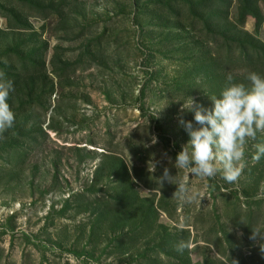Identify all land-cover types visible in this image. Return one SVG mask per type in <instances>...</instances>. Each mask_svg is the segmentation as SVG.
<instances>
[{
  "label": "rangeland",
  "instance_id": "374dc122",
  "mask_svg": "<svg viewBox=\"0 0 264 264\" xmlns=\"http://www.w3.org/2000/svg\"><path fill=\"white\" fill-rule=\"evenodd\" d=\"M251 72L264 76V0H0L15 88L0 264H264L250 239L264 234V157L251 160L264 134L238 183L175 167L190 139L179 117L199 127L183 104L212 108L229 75L250 86ZM165 167L191 203L160 184Z\"/></svg>",
  "mask_w": 264,
  "mask_h": 264
},
{
  "label": "clouds",
  "instance_id": "9594fccd",
  "mask_svg": "<svg viewBox=\"0 0 264 264\" xmlns=\"http://www.w3.org/2000/svg\"><path fill=\"white\" fill-rule=\"evenodd\" d=\"M228 85L220 97L211 98L212 108L197 105L191 98L190 103L183 104L184 110L194 112L195 127L192 121L179 117V123L190 139L177 154L175 167L186 170L194 177L215 179L219 174L230 184L238 183L247 167V149L250 141H256L258 134H264V76L251 72L247 76L250 86L242 82H233L231 75L227 77ZM15 91L11 80H4L0 73V140L4 134L14 126L15 112L9 104V98ZM158 142L153 137L152 144ZM255 152L251 156L253 163L264 157V143L254 144ZM171 162V157L164 154ZM152 171H155V166ZM160 184L165 181L177 185L174 196H179L184 203H191L194 194L190 185L176 180L170 170L165 167L159 179ZM255 200L264 199V182L260 185ZM250 239L264 240V234L253 230ZM264 255V244L259 245ZM191 249V241L181 240L176 251L183 253ZM238 264V261H233Z\"/></svg>",
  "mask_w": 264,
  "mask_h": 264
},
{
  "label": "trees",
  "instance_id": "16d2710c",
  "mask_svg": "<svg viewBox=\"0 0 264 264\" xmlns=\"http://www.w3.org/2000/svg\"><path fill=\"white\" fill-rule=\"evenodd\" d=\"M251 3V2H250ZM255 3V2H254ZM249 35V34H248ZM154 119H155V126L159 129L160 127V125H159V123H158V120L156 119V117H154ZM180 152V150L179 149H176L175 150V155L177 156V154Z\"/></svg>",
  "mask_w": 264,
  "mask_h": 264
}]
</instances>
